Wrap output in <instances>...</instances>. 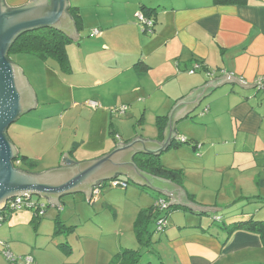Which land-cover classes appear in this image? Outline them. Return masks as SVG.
<instances>
[{
	"label": "crops",
	"instance_id": "obj_1",
	"mask_svg": "<svg viewBox=\"0 0 264 264\" xmlns=\"http://www.w3.org/2000/svg\"><path fill=\"white\" fill-rule=\"evenodd\" d=\"M30 1L6 3L16 8ZM152 2L100 0L95 7L107 9L102 15L94 14L97 22L91 23L84 12L87 6H80V38L66 47L69 71H63L55 60L39 57L24 66L18 64L37 95L34 111L45 113L28 118L47 122V143L38 145V134L46 133L39 127L26 129L32 141L10 139L21 155L39 162V172L59 167L67 154L76 162L89 161L113 150L115 135L122 142L136 137L162 141L157 118L168 119L178 103L193 96L196 101L187 103L177 124V138L187 136L200 145L198 150L192 146L191 151H184L197 162L184 166L183 186L194 202L223 218L213 224L211 217L176 211L168 219V228L153 235L151 249L144 250L143 257L148 253L155 258L150 257L148 264H264L259 235L241 230L229 234L220 227L226 219L232 220L229 224L264 220V91L256 87V81L264 77V0L222 5L213 0ZM143 7L156 9L153 33L144 31L136 18ZM40 62L43 80L34 70ZM196 65L200 70L191 73ZM208 83L211 95L199 102L196 110H202L196 118L191 108L203 97L201 89ZM88 101L99 102L101 108L92 109ZM122 106L128 107L125 116L112 112ZM138 118L140 129L131 125ZM212 167L222 175L220 193L225 190L231 195L235 185L243 199L223 203L219 194L207 202L187 188L188 173L205 177ZM235 167L243 172L236 175ZM250 189L258 193L250 197ZM123 193L136 210L123 227L118 195L105 189L96 201L100 203L104 196L105 202L92 207L90 213L79 205L71 207L67 199H62L61 210L47 207L41 219L34 211L13 213L0 226V241L14 256L33 257V264H113L124 249L140 248L134 233L136 217L157 198V193L141 187H129ZM250 203L257 205L250 210ZM73 208L76 218L68 214ZM57 217L75 229L56 234ZM64 244L68 250L62 248ZM0 264H11L1 247Z\"/></svg>",
	"mask_w": 264,
	"mask_h": 264
},
{
	"label": "water",
	"instance_id": "obj_2",
	"mask_svg": "<svg viewBox=\"0 0 264 264\" xmlns=\"http://www.w3.org/2000/svg\"><path fill=\"white\" fill-rule=\"evenodd\" d=\"M70 7V0H31L23 6L10 8L6 0H0V211L11 199L33 196L59 209L67 196L81 194L89 202L96 187L121 176L137 187L168 198L170 207L203 214L213 212L212 208L191 201L184 187L141 170L134 161L139 155L161 157L170 150L177 139L180 112L188 102L196 101L193 96L173 108L162 141L142 137L120 141L109 153L84 162H76L67 154L59 167L43 172L30 173L16 168L14 161L19 151L8 130L21 117L37 109L38 99L23 70L10 59V49L21 35L44 28L55 29L77 42L80 35L69 13ZM210 87L211 83L202 87L203 97L191 111L211 95Z\"/></svg>",
	"mask_w": 264,
	"mask_h": 264
},
{
	"label": "trees",
	"instance_id": "obj_3",
	"mask_svg": "<svg viewBox=\"0 0 264 264\" xmlns=\"http://www.w3.org/2000/svg\"><path fill=\"white\" fill-rule=\"evenodd\" d=\"M213 1L217 5L241 4L245 2V0H213ZM155 11L156 9H150L147 7H143L142 9V13L148 18H152L153 13ZM69 13L71 14L72 18L75 20L77 29L78 30L82 29V18L80 14V9L71 6L69 8ZM72 42L73 41L67 38L63 33L55 29H51V28L39 29L21 35L15 41L12 48L10 49L9 57L11 58V55H16V54H28L39 57L44 61L51 59L57 61L59 63L60 68L63 71H69L70 64L68 61L66 47L69 43ZM167 122L168 119L166 117L157 118L156 125L158 127L159 132L161 133L160 135L161 140L163 139V132L165 130ZM116 136L117 135H115V141L118 143V141L116 140ZM178 141L180 142V140ZM184 143H189V141H187L186 139ZM180 144L181 143L173 142L172 147L170 149L177 148L180 146ZM196 145L197 144H194L193 147L195 148ZM134 161L141 170L150 173L154 176L171 180L172 182L177 183L180 186L184 187L183 183H184L185 174L183 170L172 169L170 167H167L161 161V157L139 155L134 158ZM14 164L16 168L22 169L23 171H27L30 173L37 172L36 169L38 166V162L27 156L21 155L20 153L16 158V160L14 161ZM128 181L130 180L128 179ZM189 198L190 200L195 201L191 195H189ZM162 202L167 203L168 208L162 209L161 208ZM169 202L170 200L168 198H165L157 194V198L151 207L144 208L139 211L134 223V233L137 237V240L139 241L140 248L138 250L124 249L121 253L117 254V256L113 261V264H140L144 254L143 251L151 249L153 235L163 233L168 228V219L171 216L172 212L176 213V211L181 210L184 211L185 213H191L197 215L198 217L200 216L211 217L213 218L212 221L213 224H216V222L219 223L223 218L220 213H218L219 215L213 213L203 214L198 212H192L181 207H170ZM89 204L94 205L95 202L94 203L89 202ZM47 207H50V205L47 204ZM61 209L62 207L60 208V210ZM41 218L42 217H40V219ZM220 227L228 230L229 234H233L235 231L241 230L259 235L261 237L264 246V220H254L250 218L247 220L237 221L236 223L233 222L230 223L229 225L226 224L225 226H220ZM74 229L75 227H67L60 217L56 218L55 220L56 234L72 232ZM67 247L68 246L65 244L62 246V248L68 250Z\"/></svg>",
	"mask_w": 264,
	"mask_h": 264
},
{
	"label": "rangeland",
	"instance_id": "obj_4",
	"mask_svg": "<svg viewBox=\"0 0 264 264\" xmlns=\"http://www.w3.org/2000/svg\"><path fill=\"white\" fill-rule=\"evenodd\" d=\"M98 1H100V0H70V5L73 7H77V8H79L82 5H86L87 9L84 8V12H86V14H87V20L89 21V23H91V22H97L96 19L94 18V14L102 15L107 9L104 7H95V5L97 4ZM157 2H158V0H153L152 3L157 4ZM91 5H93V7ZM90 16H92L91 19H89ZM10 59L16 65L20 64V65L24 66L23 63L25 64L27 61H32L33 59H36V56L26 55V54H18V55L16 54V55H11ZM20 65H18V66L21 69H23ZM42 65H43L42 62H40L39 65L34 69L37 72V74L41 80H43L42 75H41L42 74V68H41ZM40 85L42 86V84H40ZM201 110H202L201 108L197 109L193 115L197 118L199 116ZM38 113L40 116H44V114H45L44 110H39L37 112L32 111L31 114H27V115L21 117L16 123L12 124V126L8 130V135L10 136V138H12L15 142L20 141L21 139H25V141H32V138L29 135V133L26 131V129L30 128V127L33 129H36L37 127H39V130L44 131L46 133H44L42 135L38 134V136H37L38 145L41 147L45 143H47V122L40 119V118H39L40 120L28 118V115L35 116ZM117 119H118V117L116 119H114V122ZM126 120L127 119L125 118L124 121H126ZM51 121H53L54 123L57 122L56 119H53ZM141 123H142L141 118H138L131 125L136 126L138 129H140L139 126ZM157 129H158V127H157ZM186 137H178L176 139V141L179 142L178 141L179 139L182 140V139H185ZM187 141H189V140L187 139ZM193 145L194 144L191 141H189V143L181 144L182 147L177 151L175 148L170 149L169 151H167L166 153H164L161 156L162 162H164V164L166 163L167 166H170V167L172 166V167L177 168V166H179L178 170H186L184 166H190L189 165L190 161L194 162L195 164L197 162V160L195 158L190 156L188 153L186 154V152H184L187 149L190 150L191 149L190 147H192ZM17 148H18V146H17ZM35 161H37V160L35 159ZM176 161H177V163H176ZM38 166H39V162H38ZM212 168L213 169H211V171H209L205 177L198 176V175L190 177L189 176L190 174L188 173L189 181H188L187 188L189 187L190 191L195 192V194L199 196L200 200H204L207 202L210 201V199L216 200V197H218L219 194H221V201L223 203L229 202L228 200H231V201L232 200H238L239 201V200L243 199L242 197H240L241 195L239 194V188L235 185L232 186V188H236V189L231 190L232 191L231 195L226 194L225 190H222L220 193L221 183H222V175L216 174V171H215V170H217L216 167H212ZM235 168L237 169L236 175H240V173L243 172L242 170L238 169L237 167H235ZM39 170H40V168L36 169L37 172H39ZM41 172H43V171H41ZM199 180H201V183ZM202 184H204V185H202ZM129 187L133 188V187H137V186H135L131 181H129ZM105 189H109V188L108 187L102 188L103 191H105ZM113 191H114V193H117V195H118V196H116V201L119 203L120 206L123 207V208H121L122 210H121L120 216H119V220H120L119 222L120 223L122 222L120 227H123L128 222L129 216L132 213H135L136 210L134 209L133 204L128 203L130 197L128 195L125 196V193H123V190L113 189ZM253 192H256V190L250 189L247 193L248 196H250V197L255 196V193H253ZM257 193H258V191L256 192V194ZM76 197H82V199L79 200V198H76ZM98 197L100 198V194L98 195ZM38 198L39 197H37V196L32 197L33 200H37ZM99 198H98V201H99ZM65 199H67V201L70 202L69 204L71 207L79 205V206L83 207V210L84 209L86 210V213H90L92 207H97L98 204L101 203V201L105 202L104 196H102L100 203H97L98 202L97 201V202H95L94 206H92L91 204H89V202L87 201L85 196L81 195V194L67 196V197L63 198V200H65ZM253 205H257V203H250L248 208L250 209ZM260 205H262V204H260ZM99 207H101V205H99ZM233 207H235V206H233ZM250 210H252V209H250ZM76 211L77 210L75 208H73L72 211L68 210V214L73 215L76 218ZM32 212H33L32 210H24V212H22L21 214H18L17 216H19V215H30V214H32ZM79 212H81V211H79ZM109 212H106V213L108 215H110V213H111V215H112L113 212H110V213ZM239 212H240V210H239ZM173 213L174 212L171 213L172 217L175 216V214H173ZM251 214H253V213H251ZM14 217H16V215H14L13 218ZM231 221L232 220H230V219H226L225 222H226V224H229V222H231ZM82 228H83V226L79 227V229H82ZM60 237H63V236L60 235ZM150 257H152V256L149 255L148 253H146V255L143 257L141 263L148 264L147 260H149ZM153 259H155V258H153Z\"/></svg>",
	"mask_w": 264,
	"mask_h": 264
},
{
	"label": "built area",
	"instance_id": "obj_5",
	"mask_svg": "<svg viewBox=\"0 0 264 264\" xmlns=\"http://www.w3.org/2000/svg\"><path fill=\"white\" fill-rule=\"evenodd\" d=\"M136 18L139 22V24L143 27V30L149 33H153L155 31L156 23L152 18L146 17L142 12H138L136 14ZM97 33V32H96ZM200 70L199 65H196L194 69H192L190 72L194 73L196 71ZM208 76H211L212 73L208 72ZM256 87L258 90L264 91V77L259 78L256 81ZM92 109L96 110L101 108V104L97 101H88L87 103ZM128 107L122 106L119 109H114L112 112L119 116H125L127 114ZM117 141H121V138L119 135L116 136ZM180 140V139H179ZM186 139L180 140L181 143H184ZM200 145H196L195 150H198ZM199 155V154H198ZM127 179V178H126ZM125 177H117L113 180L103 182L104 184H100L98 187H96L93 191L92 198L89 202L94 203L98 200V195L101 194L102 188L108 187L109 189H120V190H127L129 187V181L127 179L126 181ZM47 208V203L44 201H40L39 199L37 201L33 200L32 198H14L7 202L6 207L0 211V226L6 221L7 217L13 213L21 212L23 210H32L35 212V215L40 218L44 217L45 211ZM162 209L168 208V204L165 202H162ZM0 247L1 252L4 255V257L11 263V264H33L34 259L30 256H14L7 248L4 246V244L0 241Z\"/></svg>",
	"mask_w": 264,
	"mask_h": 264
},
{
	"label": "clouds",
	"instance_id": "obj_6",
	"mask_svg": "<svg viewBox=\"0 0 264 264\" xmlns=\"http://www.w3.org/2000/svg\"><path fill=\"white\" fill-rule=\"evenodd\" d=\"M46 202V201H45ZM47 203V202H46ZM48 204V203H47Z\"/></svg>",
	"mask_w": 264,
	"mask_h": 264
}]
</instances>
